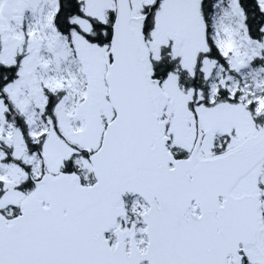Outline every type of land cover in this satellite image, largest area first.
Listing matches in <instances>:
<instances>
[{
  "label": "snow or ice",
  "instance_id": "6c2138e0",
  "mask_svg": "<svg viewBox=\"0 0 264 264\" xmlns=\"http://www.w3.org/2000/svg\"><path fill=\"white\" fill-rule=\"evenodd\" d=\"M0 264H264V0H0Z\"/></svg>",
  "mask_w": 264,
  "mask_h": 264
}]
</instances>
